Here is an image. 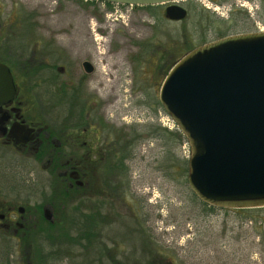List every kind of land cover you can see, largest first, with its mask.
Segmentation results:
<instances>
[{"label": "rangeland", "instance_id": "374dc122", "mask_svg": "<svg viewBox=\"0 0 264 264\" xmlns=\"http://www.w3.org/2000/svg\"><path fill=\"white\" fill-rule=\"evenodd\" d=\"M208 2L219 9L179 0L187 16L173 21L164 16L166 4L0 0V59L11 67L30 118L43 110L48 126H99L102 120L114 131L110 142L118 134L141 135L126 162L124 205L110 191L117 219L94 245L83 237L84 221L91 202L101 204L99 188L93 199L78 191L61 211L50 210L60 201L47 161L0 148V200L30 214L46 207L61 225L54 238L33 226L29 263L22 255L25 242L0 245V264H264V208L214 207L194 195L187 183L189 144L159 101L165 76L190 50L264 24L262 0ZM101 40L107 52L102 65L111 62L115 72L108 78L115 79L113 94L95 83Z\"/></svg>", "mask_w": 264, "mask_h": 264}, {"label": "water", "instance_id": "95a60500", "mask_svg": "<svg viewBox=\"0 0 264 264\" xmlns=\"http://www.w3.org/2000/svg\"><path fill=\"white\" fill-rule=\"evenodd\" d=\"M90 1L170 3L167 19L187 16L173 3L178 0ZM82 67L93 70L88 61ZM15 94L12 72L0 61V104ZM159 101L189 144L187 183L194 195L214 207H264V32L227 35L193 48L165 76Z\"/></svg>", "mask_w": 264, "mask_h": 264}, {"label": "flooded vegetation", "instance_id": "af4514ba", "mask_svg": "<svg viewBox=\"0 0 264 264\" xmlns=\"http://www.w3.org/2000/svg\"><path fill=\"white\" fill-rule=\"evenodd\" d=\"M168 5H164V8ZM0 61L7 64L4 60ZM9 68L12 72L10 66ZM12 75L16 94L10 102L0 104V148L11 150L21 158H27L31 152L35 162L45 159L50 171L56 174L59 188H64L70 195L84 187L88 197L93 199L91 196L99 188L100 209L107 232L117 219L116 207L109 202L110 191L117 194L119 205H124L128 182L125 181V175L129 171L126 166L128 159L113 153L120 145L122 138L118 136L121 135H116L110 142V138L115 136L110 126H71V122L48 126L43 121V110L34 114V121L29 116L26 102L19 96V86L13 72ZM29 129L31 132L26 134ZM30 136L31 139H28ZM26 137L28 140H25ZM95 204L91 202L92 209ZM29 210L23 206H14L9 200H0V245L4 248V243H11L13 239H18L20 243L27 241L28 224L37 218L36 209L31 214ZM50 210L53 209L50 207ZM42 213L46 220L53 219L52 213L46 207H43ZM7 252L6 250L4 254Z\"/></svg>", "mask_w": 264, "mask_h": 264}, {"label": "trees", "instance_id": "16d2710c", "mask_svg": "<svg viewBox=\"0 0 264 264\" xmlns=\"http://www.w3.org/2000/svg\"><path fill=\"white\" fill-rule=\"evenodd\" d=\"M90 3H94L95 1H89ZM264 2V0H263ZM108 7L112 6V4L110 3H105ZM264 6V5H263ZM100 124L99 126H104L103 121L100 120ZM136 126H148V125H138L136 124ZM111 128V127H109ZM122 140L120 142V145L117 146V150L114 151L113 153L116 154H120L121 156H124L126 159H129V152L130 150L134 147V145L136 144V142H139L141 140V135L140 134H120ZM115 146V145H114ZM59 187H56V189ZM81 191H85V188L83 187ZM57 194L56 196L59 199V204L54 203L55 201H53L51 203V208L56 211H61V207L64 204V202L67 200V198H69L70 194L66 193L64 191V188H59V191H56ZM36 212H37V218L35 221H30L28 224V230H27V235L30 239H27L28 242H25V245H23L22 250H23V256L25 258V260L29 263V261L31 260V250H30V243H31V235L33 233V226H40V231L39 232H44L43 234L47 235V234H51L49 236H51V238L57 237L59 235L58 231H55L56 228H60V223L59 221L53 217L52 220H46L43 217V213H42V209L41 206H36ZM42 222V223H41ZM44 223V224H43ZM42 224V225H41ZM84 225L85 227H87V230L85 232V234L83 235V237L85 238L88 243L93 244L99 240V238H101L102 234H101V230L104 229L106 227V223H104L103 220V216L101 213V209H100V204L96 203L93 207V209L91 208L90 213L86 216V219L84 221ZM41 226H43V228L41 229ZM37 228V227H36ZM55 232V233H54ZM79 240H81V236H79L78 238ZM103 245H106L105 242L103 241ZM107 249V248H106ZM50 255V254H49ZM49 255L46 256L47 258H49ZM46 258V259H47ZM160 261V260H159ZM156 263V262H155ZM136 264H141L138 261H136ZM144 264H154V262H150L147 261Z\"/></svg>", "mask_w": 264, "mask_h": 264}, {"label": "bare ground", "instance_id": "6f19581e", "mask_svg": "<svg viewBox=\"0 0 264 264\" xmlns=\"http://www.w3.org/2000/svg\"><path fill=\"white\" fill-rule=\"evenodd\" d=\"M103 40L100 41V45L102 44ZM97 56L99 57L97 64L99 66V76L96 78L95 83L97 85L103 84L107 94H113L114 86H115V79L110 80L108 79L111 74H114L115 72H112V63L109 62L106 65H102L101 59L106 57V49L105 45L102 44L101 47L96 46L95 47ZM117 100L114 102L113 107L116 106L119 103L118 95H116L115 99Z\"/></svg>", "mask_w": 264, "mask_h": 264}, {"label": "built area", "instance_id": "2783aa9c", "mask_svg": "<svg viewBox=\"0 0 264 264\" xmlns=\"http://www.w3.org/2000/svg\"><path fill=\"white\" fill-rule=\"evenodd\" d=\"M201 2L207 6V7H210L211 4L208 2V0H201ZM213 9L217 10L219 9L218 6H215L213 7ZM248 10L250 11L251 14H253V12L251 11L252 10V7H248ZM256 26H257V29L260 30V31H264V24H262L261 22H256Z\"/></svg>", "mask_w": 264, "mask_h": 264}]
</instances>
